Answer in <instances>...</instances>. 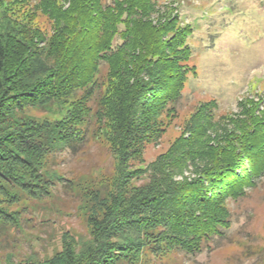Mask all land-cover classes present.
<instances>
[{
	"label": "trees",
	"instance_id": "1",
	"mask_svg": "<svg viewBox=\"0 0 264 264\" xmlns=\"http://www.w3.org/2000/svg\"><path fill=\"white\" fill-rule=\"evenodd\" d=\"M34 1L0 11V234L18 228L23 200L51 196L49 155L89 133L116 159L108 184L87 194L89 239L64 231L59 251L26 263L137 264L145 249L201 252L229 228L227 201L264 172V99L240 101L229 115L216 114L214 98L198 103L142 166L195 71L192 25L157 0ZM28 107L64 112L39 121Z\"/></svg>",
	"mask_w": 264,
	"mask_h": 264
},
{
	"label": "rangeland",
	"instance_id": "2",
	"mask_svg": "<svg viewBox=\"0 0 264 264\" xmlns=\"http://www.w3.org/2000/svg\"><path fill=\"white\" fill-rule=\"evenodd\" d=\"M10 2L0 0V11L5 5L11 8ZM157 2L173 6L180 23L192 25L188 66L193 65L195 71H188L176 103L177 115L161 138L144 148L142 166L168 147L198 103L214 98L216 114L229 115L239 110L240 101L256 100L259 96L264 99V0ZM21 7L24 5L15 4L12 8ZM37 19L41 27H49L44 15L40 13ZM26 110L39 121L57 119L64 112L57 107ZM259 110L264 111V100ZM115 167L116 159L106 143L89 133L75 147L64 146L50 154L46 170L54 179L52 194L21 202L20 225L0 234V264H27L50 258L61 249L64 231L80 244L87 242L91 204L87 194L97 186L107 185ZM245 191L237 199L227 201L231 213L229 228L201 252L172 250L155 256L145 249L137 264H264V172Z\"/></svg>",
	"mask_w": 264,
	"mask_h": 264
}]
</instances>
